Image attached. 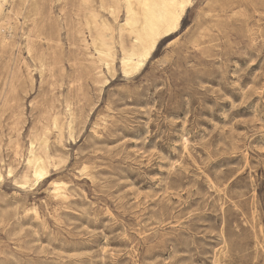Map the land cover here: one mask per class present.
Returning <instances> with one entry per match:
<instances>
[{"label":"rangeland","instance_id":"rangeland-1","mask_svg":"<svg viewBox=\"0 0 264 264\" xmlns=\"http://www.w3.org/2000/svg\"><path fill=\"white\" fill-rule=\"evenodd\" d=\"M127 1L0 0V264H264V0Z\"/></svg>","mask_w":264,"mask_h":264},{"label":"bare ground","instance_id":"bare-ground-1","mask_svg":"<svg viewBox=\"0 0 264 264\" xmlns=\"http://www.w3.org/2000/svg\"><path fill=\"white\" fill-rule=\"evenodd\" d=\"M108 6L114 9L116 0H106ZM131 19L128 22L130 32L135 35L138 42L144 45L142 50H132L124 59L126 66H141L155 49L157 41L163 35L177 30L182 18L183 8H178L175 0H138L133 4L127 1ZM109 62L106 63L109 66ZM45 169L41 161L33 165V175L37 179H43ZM54 190L59 192L63 183H56Z\"/></svg>","mask_w":264,"mask_h":264}]
</instances>
